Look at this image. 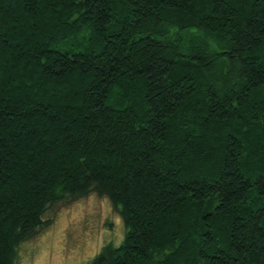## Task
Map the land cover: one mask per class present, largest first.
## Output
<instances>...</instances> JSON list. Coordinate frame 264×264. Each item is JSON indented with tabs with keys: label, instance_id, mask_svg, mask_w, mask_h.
<instances>
[{
	"label": "trees",
	"instance_id": "16d2710c",
	"mask_svg": "<svg viewBox=\"0 0 264 264\" xmlns=\"http://www.w3.org/2000/svg\"><path fill=\"white\" fill-rule=\"evenodd\" d=\"M91 192L92 264H264V0H0V264Z\"/></svg>",
	"mask_w": 264,
	"mask_h": 264
},
{
	"label": "rangeland",
	"instance_id": "374dc122",
	"mask_svg": "<svg viewBox=\"0 0 264 264\" xmlns=\"http://www.w3.org/2000/svg\"><path fill=\"white\" fill-rule=\"evenodd\" d=\"M44 218L52 222L19 244L16 264H92L104 244H119L125 232L111 200L95 192L50 207Z\"/></svg>",
	"mask_w": 264,
	"mask_h": 264
}]
</instances>
